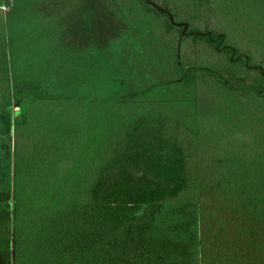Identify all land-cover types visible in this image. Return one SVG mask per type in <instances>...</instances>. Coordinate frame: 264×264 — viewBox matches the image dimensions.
Instances as JSON below:
<instances>
[{
	"label": "trees",
	"instance_id": "trees-1",
	"mask_svg": "<svg viewBox=\"0 0 264 264\" xmlns=\"http://www.w3.org/2000/svg\"><path fill=\"white\" fill-rule=\"evenodd\" d=\"M106 1L120 40L64 12L1 33L0 264H264V64L221 26L255 0ZM188 40L220 56L185 63ZM214 117L250 137L240 154Z\"/></svg>",
	"mask_w": 264,
	"mask_h": 264
},
{
	"label": "rangeland",
	"instance_id": "rangeland-1",
	"mask_svg": "<svg viewBox=\"0 0 264 264\" xmlns=\"http://www.w3.org/2000/svg\"><path fill=\"white\" fill-rule=\"evenodd\" d=\"M64 1L65 0H0V37L2 38L1 33L5 30V28L7 31L11 30L12 32V28H14L15 23L20 25V27L24 30L31 33L32 37H34L36 36V32L41 31V28H47L48 31L51 30L49 28L53 27V25H60L55 20L54 15L58 17V15L62 14L63 12L68 14L74 13L75 16H77V20H86V29L90 28L99 34H103V44H105L108 39L106 35H113L116 37L119 36V23L116 21L114 15L110 13V15H112L110 16L106 12L107 10L104 9V7L110 6L108 10H113L112 8H115L113 2L106 0H82V2H77L78 0H66L67 2ZM231 5H237L236 1H232ZM231 5L229 6L228 12L225 13V19L221 22V26L227 33V40L232 42L231 40L236 41L235 39H238L242 48L245 50H250L251 52H256L254 53V56H252L253 60L257 61L256 63L261 62L264 64V60H261V58L264 56V0H255V3H246L245 8L240 7L237 10H232ZM186 12L187 13L185 14L187 15V18L189 17V13H191V18H189L190 27L194 28L196 21V25H198V27H202L201 29H206V27L200 22V20L203 19L202 15H196L195 12L190 8L186 9ZM201 12L204 14L208 13L207 10H201ZM239 27L242 29L241 32H239ZM250 37L255 39H250ZM120 39L121 38H119V40ZM258 39L261 41L260 43H258ZM27 40L28 39L26 38L25 42ZM117 41L118 40H116V42ZM33 42L35 44L32 45L31 39L29 40L28 44H30L31 49L33 47L37 50L38 54L36 55L38 60H43L45 57V46H48V43L45 42V40L40 36L35 37ZM112 45L115 48V52H117L119 50L117 43H113ZM206 47L207 46L205 44L195 42L193 43L192 40H188L186 45L181 50V57H183L185 63H193V61L196 59H206L208 57L213 58L214 56H220V53L215 52L214 48L212 49L210 47ZM2 54L1 47L0 62L2 74H4L5 66H2V64L6 58L5 55ZM115 62L117 63L118 70H121V68L124 70V63H121L120 59L115 58ZM120 63L122 64V67L120 66ZM121 89H124L123 84L121 85ZM17 108V105H13V109ZM16 116L17 115H13V117ZM236 119L238 120V117L235 118V120ZM211 125L215 135H223L228 133V139L225 138L224 140L225 142H229L231 140V143L227 148L228 155L235 153L240 154L239 151H241L242 145L245 144L246 141H250V137L246 139L245 134L241 131V129L234 128V126L239 125L232 123V119L226 121L225 123H220L219 118L214 117L213 121L210 122V126ZM233 130L235 131L233 134L235 136L232 137L229 132ZM189 140H192V138ZM199 142L201 143L200 152L201 154H204L205 160L214 163L213 159L220 158L219 156L217 157V155H215L216 153L213 152L216 146L213 143L207 145L205 143L206 139L202 134H200ZM12 148L13 141L12 132L10 131V123L8 125V123L5 121L4 115L2 112H0V159L3 158L4 161L7 160L10 155H12ZM217 148L221 147L217 146Z\"/></svg>",
	"mask_w": 264,
	"mask_h": 264
},
{
	"label": "water",
	"instance_id": "water-1",
	"mask_svg": "<svg viewBox=\"0 0 264 264\" xmlns=\"http://www.w3.org/2000/svg\"><path fill=\"white\" fill-rule=\"evenodd\" d=\"M166 11L169 13L171 20H172L173 22H175V19H174L173 15L171 14V12H169L168 10H166Z\"/></svg>",
	"mask_w": 264,
	"mask_h": 264
}]
</instances>
